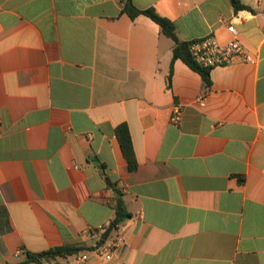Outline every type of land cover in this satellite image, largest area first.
I'll use <instances>...</instances> for the list:
<instances>
[{
  "label": "crops",
  "instance_id": "1",
  "mask_svg": "<svg viewBox=\"0 0 264 264\" xmlns=\"http://www.w3.org/2000/svg\"><path fill=\"white\" fill-rule=\"evenodd\" d=\"M132 1L185 42L232 24L253 60L208 87L121 0H0V264L64 245L83 250L42 264H77L104 241L112 258L85 264H264V0Z\"/></svg>",
  "mask_w": 264,
  "mask_h": 264
},
{
  "label": "trees",
  "instance_id": "2",
  "mask_svg": "<svg viewBox=\"0 0 264 264\" xmlns=\"http://www.w3.org/2000/svg\"><path fill=\"white\" fill-rule=\"evenodd\" d=\"M123 7L122 13H126L129 15L131 19H135L139 15H146L151 18L154 22H156L160 28L161 32L173 40V61L177 59L183 60L189 67L193 70L200 73L206 82L207 86L211 85L210 79V70L200 66L195 59L193 58L190 52V42L181 41L178 37L175 24L169 20L158 14L155 9H139L132 0H121ZM234 8L237 11L247 10L249 9L246 5L242 3L241 0H231ZM116 135L119 139L122 151L124 156L128 162L129 169L131 171L137 168V160L135 156V151L133 148V143L131 139V135L127 125L122 124L116 128ZM129 216L125 203L122 199H118L116 205V215L113 221L110 223L109 227L103 234V239L107 238L110 232L115 230L119 224L124 221ZM83 250L82 247L76 245H64L60 247L51 248L49 250L40 252V253H28V257L24 263L35 262L38 264H42L45 261L56 260L58 258H66L69 256L76 255ZM23 264V263H20Z\"/></svg>",
  "mask_w": 264,
  "mask_h": 264
},
{
  "label": "built area",
  "instance_id": "3",
  "mask_svg": "<svg viewBox=\"0 0 264 264\" xmlns=\"http://www.w3.org/2000/svg\"><path fill=\"white\" fill-rule=\"evenodd\" d=\"M228 31L232 35V39L226 43H221L217 40L214 34H208L201 39L193 40L190 44V52L195 61L202 67L212 70L217 67H226L239 62H250L253 59L250 56V50L241 41L239 32L232 24L227 25ZM200 104H205V99H200ZM182 116V108L180 105H175L172 115V121L179 123ZM107 228L101 227L95 235L100 232H105ZM118 242L109 243L107 241L97 244L89 252L81 254L77 259V264H85L91 255H97L110 260L113 253L119 247ZM22 250L17 251V255L21 254Z\"/></svg>",
  "mask_w": 264,
  "mask_h": 264
}]
</instances>
